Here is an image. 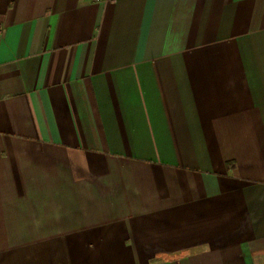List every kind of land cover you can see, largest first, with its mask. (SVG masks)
Here are the masks:
<instances>
[{"label": "crops", "instance_id": "0c3cea01", "mask_svg": "<svg viewBox=\"0 0 264 264\" xmlns=\"http://www.w3.org/2000/svg\"><path fill=\"white\" fill-rule=\"evenodd\" d=\"M0 24V264H264V0Z\"/></svg>", "mask_w": 264, "mask_h": 264}, {"label": "built area", "instance_id": "2783aa9c", "mask_svg": "<svg viewBox=\"0 0 264 264\" xmlns=\"http://www.w3.org/2000/svg\"><path fill=\"white\" fill-rule=\"evenodd\" d=\"M93 1L99 3V2H108V1H112V0H93ZM3 32H4V26L2 24H0V38L3 34Z\"/></svg>", "mask_w": 264, "mask_h": 264}]
</instances>
